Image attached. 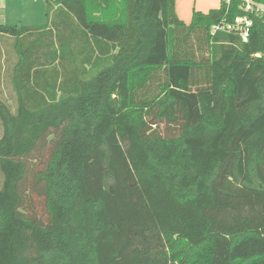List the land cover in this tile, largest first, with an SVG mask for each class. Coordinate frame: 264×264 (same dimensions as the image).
I'll return each mask as SVG.
<instances>
[{
	"label": "trees",
	"instance_id": "1",
	"mask_svg": "<svg viewBox=\"0 0 264 264\" xmlns=\"http://www.w3.org/2000/svg\"><path fill=\"white\" fill-rule=\"evenodd\" d=\"M45 5L0 24V264H264V15Z\"/></svg>",
	"mask_w": 264,
	"mask_h": 264
},
{
	"label": "rangeland",
	"instance_id": "2",
	"mask_svg": "<svg viewBox=\"0 0 264 264\" xmlns=\"http://www.w3.org/2000/svg\"><path fill=\"white\" fill-rule=\"evenodd\" d=\"M186 1V0H184ZM191 1L189 6H181L180 13L184 17L185 13L191 14L193 12V2ZM198 6H199V1ZM211 9H218L221 6L222 0H207ZM46 5L45 0H1L0 5V24L10 26H35L44 25L47 22L46 19ZM211 9H207V12ZM196 11V9H194ZM194 13V12H193ZM182 21V20H181ZM184 22V21H183ZM7 48L4 47V50ZM2 134V124L0 121V137ZM34 166H36L34 164ZM3 175L0 171V189L3 185Z\"/></svg>",
	"mask_w": 264,
	"mask_h": 264
},
{
	"label": "built area",
	"instance_id": "3",
	"mask_svg": "<svg viewBox=\"0 0 264 264\" xmlns=\"http://www.w3.org/2000/svg\"><path fill=\"white\" fill-rule=\"evenodd\" d=\"M227 3H230V0H226ZM243 8L245 12H255L260 15H264V5L258 4L255 0H242ZM252 22L247 18H237L234 25L227 26V30H234L239 32L243 41H248L249 28L251 27ZM225 26H216L213 28V34L217 30H225Z\"/></svg>",
	"mask_w": 264,
	"mask_h": 264
},
{
	"label": "crops",
	"instance_id": "4",
	"mask_svg": "<svg viewBox=\"0 0 264 264\" xmlns=\"http://www.w3.org/2000/svg\"><path fill=\"white\" fill-rule=\"evenodd\" d=\"M207 2H208L207 0H200L199 1V6H198V1L196 2V0H195L192 3L193 4V12H194V9H196V11H200L202 13H208L207 12V9H211L212 7L210 5H208ZM190 3H191V1H189V0H186V1H184V0H175L176 13H177L179 19L182 20V21H184L186 24H190V22L192 20L193 12L191 14H189L188 12H186L185 15H184V17H183V16H181L180 8H181V6H184V5L189 6ZM0 5H1V0H0ZM5 42H7V41H5ZM3 49H4V46H3ZM7 49H10V48H7ZM10 55H11V57H13V52L12 51H10ZM9 65L11 66V63ZM1 90L5 93V92L8 91V87L2 86L0 88V91ZM0 96H2V95L0 94Z\"/></svg>",
	"mask_w": 264,
	"mask_h": 264
}]
</instances>
